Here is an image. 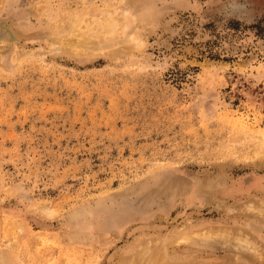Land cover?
Here are the masks:
<instances>
[{"label": "rangeland", "instance_id": "rangeland-1", "mask_svg": "<svg viewBox=\"0 0 264 264\" xmlns=\"http://www.w3.org/2000/svg\"><path fill=\"white\" fill-rule=\"evenodd\" d=\"M0 27V264H264V0H0Z\"/></svg>", "mask_w": 264, "mask_h": 264}, {"label": "bare ground", "instance_id": "bare-ground-1", "mask_svg": "<svg viewBox=\"0 0 264 264\" xmlns=\"http://www.w3.org/2000/svg\"><path fill=\"white\" fill-rule=\"evenodd\" d=\"M132 1V0H131ZM125 26V25H124ZM5 30V29H4ZM3 30V28H1L0 27V41H3L4 42V40H7V38H8V32H6V31H4ZM20 34V33H19ZM13 35V34H12ZM15 37V36H14ZM22 38V37H21ZM17 39V38H16ZM59 39V38H58ZM14 41V40H13ZM56 43V42H55ZM3 44V43H2ZM65 44H67V45H69L70 43L69 42H65ZM78 44H80V43H77L76 44V42L73 40V44L71 43L69 46H68V48L71 46V45H78ZM56 45V44H55ZM59 45L57 44V49L59 48L58 47ZM4 47H5V45H4ZM6 47H8V46H6ZM72 47V46H71ZM9 48V47H8ZM5 50V48H3L2 47V50ZM10 49V48H9ZM72 49V48H71ZM1 50V51H2ZM61 50V49H60ZM70 50V49H69ZM59 51V50H58ZM251 146V145H250ZM261 219V218H260ZM217 229V228H216ZM211 232H213V231H211ZM203 233H205V234H207V235H213V233H210V231H208V233L205 231V232H203ZM217 234V233H216ZM215 234V235H216ZM218 234H220V232H218ZM217 234V235H218ZM221 234H222V232H221ZM220 234V235H221ZM224 234V233H223ZM226 234H228V233H225V236H226ZM200 235V234H199ZM199 235L197 236V238L199 237ZM220 235H218V236H220ZM194 236H196V233H195V235ZM201 236V235H200ZM246 236V235H245ZM208 237V236H207ZM207 237H206V239H207ZM209 237H213V236H209ZM208 237V238H209ZM221 237V236H220ZM223 237V236H222ZM227 237V236H226ZM202 238V237H201ZM218 238V237H217ZM252 238V237H251ZM202 239H204V237L202 238ZM182 240V239H181ZM234 240H235V238H234ZM238 240V239H237ZM249 240V239H248ZM155 241H157V240H155ZM180 241V240H179ZM178 241V242H179ZM249 242V241H248ZM147 243V242H146ZM142 244V243H141ZM176 244V243H175ZM178 244V243H177ZM144 245H145V243H144ZM147 245V244H146ZM152 245V244H151ZM246 245V244H245ZM148 246V245H147ZM252 247V246H251ZM244 248V247H243ZM249 248V247H248ZM86 249V248H85ZM146 249V250H145ZM145 251H142L141 249V251H140V253L139 254H137V255H134L127 263H124V264H171V263H169V262H167V260L165 259V258H163L162 256H161V254H160V252H159V250L156 248V247H153V248H149V249H147L146 247H145ZM251 251V250H250ZM127 259V258H126ZM170 260V259H169ZM118 261V260H117ZM121 264V263H120Z\"/></svg>", "mask_w": 264, "mask_h": 264}]
</instances>
